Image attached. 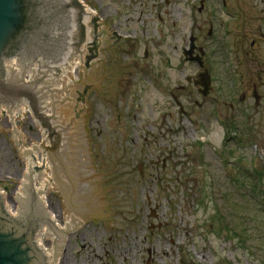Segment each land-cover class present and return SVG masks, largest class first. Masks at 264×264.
Returning <instances> with one entry per match:
<instances>
[{
	"label": "rangeland",
	"instance_id": "374dc122",
	"mask_svg": "<svg viewBox=\"0 0 264 264\" xmlns=\"http://www.w3.org/2000/svg\"><path fill=\"white\" fill-rule=\"evenodd\" d=\"M84 3L101 17L104 49L71 85L101 83L87 101L90 174L114 218L66 212L57 179L48 210L80 225L59 264H264V0ZM192 35L213 79L207 96L196 85L204 70L183 54ZM33 117L16 119V138L0 112V190L11 211L28 168L23 149L43 143Z\"/></svg>",
	"mask_w": 264,
	"mask_h": 264
},
{
	"label": "water",
	"instance_id": "95a60500",
	"mask_svg": "<svg viewBox=\"0 0 264 264\" xmlns=\"http://www.w3.org/2000/svg\"><path fill=\"white\" fill-rule=\"evenodd\" d=\"M84 12L80 0H0V106L12 113L25 103L29 105L39 126L47 130L51 144H38L35 148L40 147V153L47 154L58 179L57 187L66 190V212H75L85 222L87 218L114 217L104 215L102 207L107 205H101V182H93L98 173L90 174L96 169V162L88 92L93 85L92 90L99 92L101 83L80 82L74 88L64 71L82 58V44L87 41ZM100 20L99 17L95 22ZM191 46L186 53L189 61H200L192 57L195 38ZM93 47L89 49L86 69L98 58V44ZM14 57L20 68L11 62L8 75L5 61ZM25 75L30 83L25 82ZM48 77L54 83L53 89L48 86ZM200 79L196 85L204 88L202 93L207 96L211 86L209 73ZM255 98L259 104L257 93ZM77 101L85 104L79 111L75 107ZM44 167L39 168L34 162L31 168H25L23 196L18 193L16 198L17 216L7 211V197L5 200L0 194V264H55L56 258L64 255L66 234L77 232L80 226L77 223L70 228L68 224L67 228L50 222L36 178L44 175ZM4 188L10 191L9 186Z\"/></svg>",
	"mask_w": 264,
	"mask_h": 264
},
{
	"label": "bare ground",
	"instance_id": "6f19581e",
	"mask_svg": "<svg viewBox=\"0 0 264 264\" xmlns=\"http://www.w3.org/2000/svg\"><path fill=\"white\" fill-rule=\"evenodd\" d=\"M84 5H86V4H84ZM83 17H84L83 26L87 30V37H86L87 41L84 44H82V58L79 60L73 61V63H74L73 67L68 68L67 70H64L65 74L67 75L69 85H71L72 82L77 77V71H78L79 67L81 65L87 64V62H85V58H86L87 54L90 53L89 49L90 48L93 49L94 48L93 45L99 44L102 41L101 39H99L100 33H101V27H102L101 22H99L98 24L95 22V20H97L99 18L97 16V12H95L90 6H86ZM5 112H7V111L5 110ZM31 113L32 112H30V109L28 106H26L25 108L24 107L16 108V110H12V113L9 112L8 116H10L9 119L11 120V123L13 126V131L16 134V138H19L20 131H19V129H16L15 119L17 118V116L18 117L26 116V114H31ZM33 120L36 121V118L33 117ZM36 125L39 126L38 122L36 123ZM42 130H43V143L42 144H46L47 146L51 147L47 130H45V129H42ZM18 143L22 144L19 139H18ZM36 145H38V144H36ZM23 153L26 156L25 158L27 161L28 168H31L34 162H36V164L38 165L39 168L45 165V167L43 169L44 175H36V178H37L40 190H41V194H42L45 206H46V210H47L50 222L64 226V227H67V228H68V224H69L70 228H72L77 223L79 224V222H78L79 219H77L75 217H70L69 220L65 223V225H62L57 220V217L48 210L49 206H48V203L46 201V195L50 191V188H52L54 185L57 184V177H56V174H55V172L51 166V163L47 157V154L45 152L40 153V147L35 148V145L33 148L23 149ZM49 171H52V172L49 173ZM19 195L23 196L21 191L19 192ZM11 212L13 215L18 214L17 209H14V211H11ZM64 241L65 240H63V243H64ZM59 261H60V257H59V259L57 257L55 264H59Z\"/></svg>",
	"mask_w": 264,
	"mask_h": 264
},
{
	"label": "flooded vegetation",
	"instance_id": "af4514ba",
	"mask_svg": "<svg viewBox=\"0 0 264 264\" xmlns=\"http://www.w3.org/2000/svg\"><path fill=\"white\" fill-rule=\"evenodd\" d=\"M102 23H103V22H102ZM102 23H101V26H103ZM109 32H110V35H111L110 39H113V40H114V41H112L111 46H115V45L120 46V44L123 43V42L125 41V39L123 38V36H122V40H121V39H119V38L115 35V32H117V31L111 29ZM102 34H104V33H103V31H102V28H101V33H100V37H99V39H101L102 41L99 43L100 45L98 46V55H99L100 57H101L102 52H103L102 50L104 49V48L102 47V44H103ZM103 36H104V35H103ZM188 48H189V47H188ZM188 48H183V54L186 52V50H188ZM198 54H199V50H198V52H197V50H196L194 56H196V55H198ZM146 55H149V51H147V54H146ZM158 55H159V57H162V56L164 55L163 51H159V52H158ZM100 57H99V58H100ZM205 62H206V60H205V58H204V68H205V65H206ZM192 64H194V63H192ZM194 65L196 66V64H194ZM205 69H207V68H205ZM146 77H148V76H146ZM158 77H159V79H161V78H160V77H161L160 74L158 75ZM186 80H188L189 83L193 82L192 78H190V77H188ZM94 88H95V86L93 85V86L91 87V89H94ZM180 88H185V87H184V86H181ZM199 91L202 93L201 90H199ZM171 97H172L174 103L179 104V103H178V98H177L176 95L172 94Z\"/></svg>",
	"mask_w": 264,
	"mask_h": 264
}]
</instances>
